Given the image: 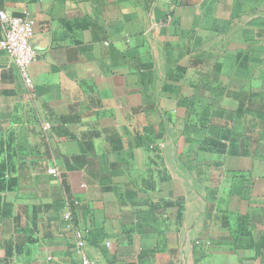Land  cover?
I'll use <instances>...</instances> for the list:
<instances>
[{
  "label": "crops",
  "instance_id": "obj_1",
  "mask_svg": "<svg viewBox=\"0 0 264 264\" xmlns=\"http://www.w3.org/2000/svg\"><path fill=\"white\" fill-rule=\"evenodd\" d=\"M0 9V264H264V0Z\"/></svg>",
  "mask_w": 264,
  "mask_h": 264
},
{
  "label": "built area",
  "instance_id": "obj_2",
  "mask_svg": "<svg viewBox=\"0 0 264 264\" xmlns=\"http://www.w3.org/2000/svg\"><path fill=\"white\" fill-rule=\"evenodd\" d=\"M207 1V0H205ZM0 25L3 29V38L0 40V49L7 52L13 64L23 78L28 89H33L34 84L29 73L31 64L36 60L34 50L35 20L30 14L14 16L5 10L0 9ZM165 24H159L162 27ZM53 175H58L56 169L50 170ZM71 214L67 213L65 219L71 221ZM78 246L83 249L86 246V238L82 231H76ZM83 264H93L88 258H84Z\"/></svg>",
  "mask_w": 264,
  "mask_h": 264
}]
</instances>
